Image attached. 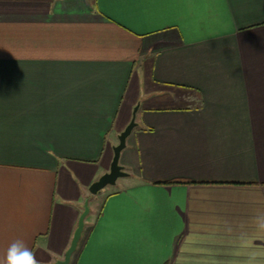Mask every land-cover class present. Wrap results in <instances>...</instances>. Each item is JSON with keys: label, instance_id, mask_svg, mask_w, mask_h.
I'll list each match as a JSON object with an SVG mask.
<instances>
[{"label": "crops", "instance_id": "0c3cea01", "mask_svg": "<svg viewBox=\"0 0 264 264\" xmlns=\"http://www.w3.org/2000/svg\"><path fill=\"white\" fill-rule=\"evenodd\" d=\"M87 199L70 264H264V0H0V260Z\"/></svg>", "mask_w": 264, "mask_h": 264}, {"label": "water", "instance_id": "95a60500", "mask_svg": "<svg viewBox=\"0 0 264 264\" xmlns=\"http://www.w3.org/2000/svg\"><path fill=\"white\" fill-rule=\"evenodd\" d=\"M138 110V105L134 108V115L130 123L119 135V143L114 146V156L111 162L110 170L102 174L97 180H95L91 186L90 191L92 194H97L102 191L108 185H114L117 179L122 176H126L128 172L124 169V166L120 164V155L122 150L126 147L127 138L132 133V130L136 126V112ZM90 212L89 199L85 201L84 211L81 213L78 226L74 232L71 244L65 252L62 259L57 261V264H70L73 253L78 247V243L81 239L82 232L85 226V218Z\"/></svg>", "mask_w": 264, "mask_h": 264}, {"label": "clouds", "instance_id": "9594fccd", "mask_svg": "<svg viewBox=\"0 0 264 264\" xmlns=\"http://www.w3.org/2000/svg\"><path fill=\"white\" fill-rule=\"evenodd\" d=\"M254 223L259 230H264V213L255 216ZM0 264H40V262L22 240H16L9 245Z\"/></svg>", "mask_w": 264, "mask_h": 264}, {"label": "rangeland", "instance_id": "374dc122", "mask_svg": "<svg viewBox=\"0 0 264 264\" xmlns=\"http://www.w3.org/2000/svg\"><path fill=\"white\" fill-rule=\"evenodd\" d=\"M119 179H121V177H119ZM121 181V180H120ZM117 185V183L116 184H114V185H110V186H112V187H114V186H116Z\"/></svg>", "mask_w": 264, "mask_h": 264}, {"label": "trees", "instance_id": "16d2710c", "mask_svg": "<svg viewBox=\"0 0 264 264\" xmlns=\"http://www.w3.org/2000/svg\"><path fill=\"white\" fill-rule=\"evenodd\" d=\"M177 182V181H176Z\"/></svg>", "mask_w": 264, "mask_h": 264}]
</instances>
